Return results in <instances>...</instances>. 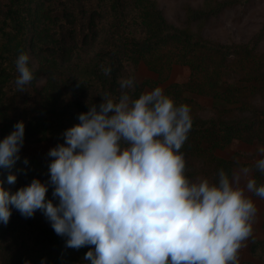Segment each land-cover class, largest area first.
I'll return each mask as SVG.
<instances>
[{"label":"trees","instance_id":"16d2710c","mask_svg":"<svg viewBox=\"0 0 264 264\" xmlns=\"http://www.w3.org/2000/svg\"><path fill=\"white\" fill-rule=\"evenodd\" d=\"M20 52L38 61L36 69L27 61L33 78L23 90L15 85L14 60ZM105 66L111 71L105 73ZM174 66L185 67L187 78L163 91L190 108L191 127L179 149L184 175L195 161L211 182L219 168L231 176L235 164L218 157V150L235 141L264 146V108L252 103L264 99V54L254 41L222 45L174 27L153 0H0V138L23 120V140L37 136L63 143V130L79 123L77 114L87 111L88 103L98 105L104 93L119 95L121 77H134L128 91L136 96L165 83ZM140 67L152 77L138 81ZM39 74L44 83L37 89ZM195 96L211 99V117L197 115ZM51 159L19 154L10 168L0 167V187L14 192L33 177L46 182ZM247 166L257 184L264 183L255 162ZM9 172L16 176L14 183L6 180ZM45 196L57 202L51 185ZM64 240L40 210L24 217L13 208L7 223L0 222V264H40L42 258L45 264H86L81 258L93 246L67 247ZM248 251L264 264V239L249 238Z\"/></svg>","mask_w":264,"mask_h":264},{"label":"clouds","instance_id":"9594fccd","mask_svg":"<svg viewBox=\"0 0 264 264\" xmlns=\"http://www.w3.org/2000/svg\"><path fill=\"white\" fill-rule=\"evenodd\" d=\"M27 61L25 52L14 60L21 90L33 78ZM134 86L132 75L121 77L118 96L104 93L77 114L64 142L48 149L46 182L33 177L14 192L0 187V222L13 208L24 217L40 210L65 246H93L81 258L86 264H239L256 212L245 189L264 198V183L246 166L231 176L219 168L214 182L190 181L179 151L191 127L189 106L160 86L131 96ZM23 137L17 120L0 138V167L19 158ZM257 151L264 154V146ZM255 167L264 172V155ZM6 180L14 183L15 174ZM49 185L56 203L45 196Z\"/></svg>","mask_w":264,"mask_h":264},{"label":"rangeland","instance_id":"374dc122","mask_svg":"<svg viewBox=\"0 0 264 264\" xmlns=\"http://www.w3.org/2000/svg\"><path fill=\"white\" fill-rule=\"evenodd\" d=\"M158 9L162 12L166 21L179 29L188 30L204 39L222 45H243L250 41L256 44V51L264 54V34L257 40L256 37L264 32V0H153ZM226 3V4H225ZM220 4V5H219ZM221 4H224L222 6ZM213 10V14H209ZM209 14L207 16L193 15L199 13ZM28 62L33 69L38 67V61L32 53H28ZM144 77H152L143 67L136 71V79L140 81ZM187 78V69L183 66H174L169 79L159 86L163 89L173 82H184ZM44 83L43 75L37 77L36 87L40 89ZM151 90V89H150ZM147 91V90H146ZM200 108L197 115L202 119L212 116L210 109L211 99L207 96H195ZM255 106L264 108V99L256 98L252 101ZM55 146V143L48 140H40L37 136H31L23 140L19 154L46 156L48 149ZM257 145H248L235 141L223 150H218L215 154L223 159L234 162L232 173L241 167H248L249 163H254L259 156ZM250 170V169H249ZM191 172L186 176L190 181H197L201 178H210L201 171L198 162L192 161L185 170ZM252 174L251 170L249 171ZM243 180V181H242ZM211 182V181H210ZM244 179L241 178L240 186L243 187ZM245 195L252 197L245 189ZM253 203L254 200L252 199ZM255 205V204H254ZM256 212L251 219V234L241 242L237 250L239 264H263L257 258L250 255L248 251L249 238L264 239V226L260 224V208L255 206ZM262 213V211H261ZM261 214L260 216H262ZM263 217V216H262Z\"/></svg>","mask_w":264,"mask_h":264},{"label":"crops","instance_id":"0c3cea01","mask_svg":"<svg viewBox=\"0 0 264 264\" xmlns=\"http://www.w3.org/2000/svg\"><path fill=\"white\" fill-rule=\"evenodd\" d=\"M249 175L252 177V174L249 173ZM244 179V178H243ZM243 181V180H242ZM248 191V190H247ZM248 194L252 197V199L254 200V204L255 206L259 207L260 208V214H259V221H260V224H262V221L264 219V200H260V199H257L255 197L252 196V192H249L248 191ZM262 211V213H261ZM261 214H263L262 216H260Z\"/></svg>","mask_w":264,"mask_h":264}]
</instances>
